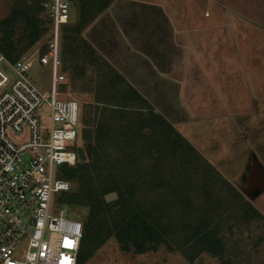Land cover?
<instances>
[{
  "label": "rangeland",
  "instance_id": "374dc122",
  "mask_svg": "<svg viewBox=\"0 0 264 264\" xmlns=\"http://www.w3.org/2000/svg\"><path fill=\"white\" fill-rule=\"evenodd\" d=\"M106 1L74 0L70 22L61 25L62 37L64 35L65 38L62 40L59 70L65 73L66 80L60 89L81 100L83 123L89 116L87 103L95 105L91 111L94 136L102 120L109 119V129L101 139L102 146H96L97 153L93 150L94 157L97 154L101 157L95 161L100 162V165L93 166V170L90 168L94 184L99 187L101 197L114 191L112 186H121L125 194V197L119 195L117 199L106 201L107 204L99 210L98 223L92 231L90 247L86 251L91 247L95 249L86 264H223L224 261L226 264H264V213L252 207L248 200L244 201L242 193L234 191L232 187L220 188L218 191L219 185L212 184L210 194L204 176L207 170L204 161L208 160L203 152L208 153V148L206 144H201L205 136L202 134L204 122L190 123L191 118L187 119L183 108L191 99V91L197 87L196 82H202V76L209 74L208 61L211 62L210 67L217 68L215 58L225 61L229 54L234 56V44L226 49L224 45L235 41L234 35L239 38L238 18L243 17L249 23L264 27V0H150L160 1L165 10L173 13L177 25L182 27L178 32L179 42L186 45L188 35L194 43V46L190 43L189 62L185 55L175 68V74H171L176 88L165 87L164 93L160 94L158 89H152L143 74L138 71L128 73L149 89L151 99H148L152 104L131 99L132 88L129 83L89 44L88 28L99 16L100 7ZM126 1L117 2L124 4ZM36 4V0H0V49L12 62L25 55H33L53 35L52 17L43 5V9L33 13V7H38ZM24 13L37 15L41 20L39 27L46 29L27 51L24 49L27 37L21 39L26 27ZM10 19L12 25L7 23ZM219 40L221 49L218 47V50ZM213 55L216 56L214 61ZM13 58L18 59L13 61ZM52 74V64L44 65L39 59L35 60L28 72L30 79L43 91L51 89ZM130 83L137 87L133 81ZM203 98L201 92L197 91L194 100L202 102ZM195 114L200 117L201 113ZM43 119L46 132L50 128L48 116ZM207 129L206 132L213 133L216 140L217 126ZM239 139L242 141L241 137ZM96 141L95 136L94 144ZM84 144L94 145L89 140ZM238 148L245 155V146L239 142ZM211 154L216 157L217 153ZM84 160L86 164L93 163V159ZM243 163L237 169L234 167L237 173L233 178L239 180V176L249 175L240 186L248 197L257 196L255 191L263 188L264 183L260 184L252 177L256 170L250 156ZM212 165L216 169V165ZM65 167L69 172L71 166ZM101 170L104 172L102 179L99 177ZM74 179V182L70 180L71 186L74 184V189L80 190L81 179ZM109 181L114 182L111 184ZM210 196L214 199L209 200ZM261 199L256 201V205H261ZM218 203H228V208L224 209ZM59 204L68 217L87 221L93 201L89 205ZM133 207L161 216L166 226L165 235L173 245L174 252L163 241L157 248H149L144 253L136 252L134 246L128 250L123 248L124 241H119L113 229ZM185 216L193 222L190 228L185 224ZM203 216L206 221L215 223L209 227H216L215 232L220 239L219 255L203 252L191 261L182 250L187 248V235L193 233Z\"/></svg>",
  "mask_w": 264,
  "mask_h": 264
},
{
  "label": "built area",
  "instance_id": "2783aa9c",
  "mask_svg": "<svg viewBox=\"0 0 264 264\" xmlns=\"http://www.w3.org/2000/svg\"><path fill=\"white\" fill-rule=\"evenodd\" d=\"M42 5L52 37L15 62L0 49V264H79L84 236V221L59 206L72 188L65 166L78 162L83 128L81 100L60 89L61 25L71 20L72 0ZM36 59L53 66L49 90L28 75Z\"/></svg>",
  "mask_w": 264,
  "mask_h": 264
},
{
  "label": "crops",
  "instance_id": "0c3cea01",
  "mask_svg": "<svg viewBox=\"0 0 264 264\" xmlns=\"http://www.w3.org/2000/svg\"><path fill=\"white\" fill-rule=\"evenodd\" d=\"M117 1L109 4L88 28L90 43L147 98H150L149 89L128 73L143 74L152 89H158L160 94L165 87L176 88L171 74H175V68L185 55L188 61L190 43L194 46L190 37L186 35V45L178 41L182 27L160 1L127 0L124 4ZM238 20L239 38L234 35L236 40L224 45L226 49L234 44L235 50L231 53L234 56L229 54L225 61L212 56L217 68L210 67L208 61L209 74L202 76L203 84L196 82L197 87L191 91L193 95L183 108L187 119L191 118L190 123L204 122L202 134L205 136L201 144H206L208 153H203L216 165L214 174L220 188L233 187L242 193L244 201L248 200L252 207L264 213V186L257 188V196L248 197L240 185L249 175L239 176V180L233 178L236 169L250 156L256 170L252 177L264 183V27L249 23L243 17ZM218 47L221 49L220 40ZM197 91L204 97L202 102L194 100ZM197 112L201 113L200 117ZM212 126H217L216 140L213 133L206 132ZM239 142L245 146V155L241 148L239 151ZM211 152L218 155L215 157ZM260 198L263 199L258 206L256 201Z\"/></svg>",
  "mask_w": 264,
  "mask_h": 264
},
{
  "label": "trees",
  "instance_id": "16d2710c",
  "mask_svg": "<svg viewBox=\"0 0 264 264\" xmlns=\"http://www.w3.org/2000/svg\"><path fill=\"white\" fill-rule=\"evenodd\" d=\"M36 1L38 7H33L32 9L33 13L39 12L41 8L43 9L42 7L43 0H36ZM73 1L74 0H72V4ZM113 1L114 0L106 1L105 4H103L102 7H100L101 10L100 13H102ZM24 15L26 18V27H25V32L22 35L21 39H24V36L27 37L24 47L25 51H27L28 48L33 46L39 40L40 36L44 33L46 29L43 27L42 28L39 27L41 20L37 15L35 16L34 14H28V13H24ZM7 23L8 24L10 23L12 25V19H10ZM64 38L65 37L63 35V40ZM89 44L95 49V47L91 43ZM43 49L46 50L45 47ZM22 53L23 51L20 52L19 55H21ZM102 58L104 57L102 56ZM13 59H14L13 61H15L18 58L17 59L13 58ZM106 61L108 60L106 59ZM112 67L131 86L132 88V93L130 94L131 99L133 100L141 99L145 102L152 104L144 94H142L134 85H131L130 81L123 73L119 72L113 65ZM72 70L74 71V68H72ZM87 104H89L88 105L89 116L87 117V119L84 120V123L82 122V124H84L82 131V139L83 138L84 139H83V145L79 147V159L77 164L71 166L69 172L66 174V178L71 180L72 182H74L75 180L74 177H78L79 179H81L82 185L80 186V190H76L74 189V184H73L69 192L62 194L63 201H65L68 204L86 203L89 205L90 202L93 201V204H90V212L88 215V219L87 221H84V236L82 239V245L79 252V258H78L79 264H86L94 252L95 248L93 247H91L89 251H86V249L90 247L89 242L92 235V231L95 229L98 223V218L100 216L99 213H101L99 210L101 208L103 209L104 204H107L105 200V196L101 197L99 187L94 184L95 179L90 171V168L93 170V166L98 167L100 165V162H95V161L98 158L100 159L101 157L99 154H97V156L95 155L94 157L93 150H95V153H97L96 146H102L103 143H101V139L103 134H105V132L109 129V123L107 121L109 119L104 118L101 124L98 125L97 132L95 135L97 141L94 144L93 137L95 136L93 135V127H92L93 123H92L91 111L94 110L95 105L91 103H87ZM88 140L90 141V144H94V145H85L84 143ZM84 146H86V148H83ZM85 157L88 158V160L93 159L92 165L90 163L87 164L85 163L84 160L86 159ZM208 161H204L206 163V168H207L204 176L206 179L205 182L207 183L206 185L209 187L210 190L209 192L211 194L210 185L215 184L217 186L218 184L219 185L218 191H219L220 184L215 176L216 172L214 166L211 164L210 161L209 162ZM102 170H105V168ZM102 170L99 171V177L101 179L104 176V172ZM109 182L113 184L114 181H109ZM112 187H113L112 190L117 191L118 195L125 197V194L123 193L124 192L123 188L121 186H112ZM234 191L236 190L234 189ZM213 199L214 197L210 196L209 200H213ZM218 204L223 206L224 209L225 207L228 208L227 207L228 203H221V204L218 203ZM160 210L163 209L160 208ZM204 217L205 216H203L202 219L201 218L199 219V223L193 229L194 230L193 233L187 235V239L185 241L187 248H185V251L182 250V253L191 261L194 260V258L197 257V255H200L203 252H208L213 255L215 254L217 256L219 255L220 239L216 235L217 234V232H215L216 227H212V226L209 227L210 225H215V223L206 221ZM186 219L187 222L185 224L188 228H190V226L193 225V222L187 217ZM113 230H114L113 234L119 239V241L120 240L124 241L123 248L126 250L134 246L135 249L137 250L136 252L144 253L149 248L151 249L157 248L160 245V243H162L163 241L164 243L168 244L170 251L174 252L173 245L170 244L169 240L165 235L166 226L163 225L161 216H157L151 213L149 210H145V209L140 210L139 208L133 207L132 209L128 210V213L124 217L121 218L118 225L116 226V229ZM223 264H226V262L224 261Z\"/></svg>",
  "mask_w": 264,
  "mask_h": 264
},
{
  "label": "water",
  "instance_id": "95a60500",
  "mask_svg": "<svg viewBox=\"0 0 264 264\" xmlns=\"http://www.w3.org/2000/svg\"><path fill=\"white\" fill-rule=\"evenodd\" d=\"M119 197L118 195V192L117 191H112V192H109L105 195V199L106 201L110 202L114 199H117Z\"/></svg>",
  "mask_w": 264,
  "mask_h": 264
},
{
  "label": "bare ground",
  "instance_id": "6f19581e",
  "mask_svg": "<svg viewBox=\"0 0 264 264\" xmlns=\"http://www.w3.org/2000/svg\"><path fill=\"white\" fill-rule=\"evenodd\" d=\"M81 139H82V133H81ZM82 142H83V139H82ZM83 145V143H81Z\"/></svg>",
  "mask_w": 264,
  "mask_h": 264
}]
</instances>
